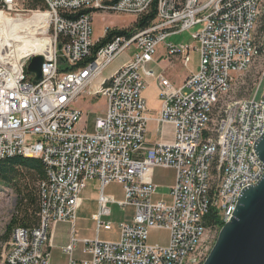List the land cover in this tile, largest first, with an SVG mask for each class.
<instances>
[{"label": "built area", "instance_id": "1", "mask_svg": "<svg viewBox=\"0 0 264 264\" xmlns=\"http://www.w3.org/2000/svg\"><path fill=\"white\" fill-rule=\"evenodd\" d=\"M154 3L148 26L95 49L96 12L137 18ZM0 13L23 24L16 29L19 42L35 46L15 56L16 42L0 34V159L39 158L46 169L38 223L14 228L0 264H54L49 231L57 223L71 227L70 241L60 247L67 264H202L210 251L205 233L220 229L207 226L204 217L213 210L223 224L229 221L242 190L264 174L254 150L264 133V0H41L35 8L0 0ZM197 26L195 46L166 42ZM113 29L104 28L102 36ZM160 45L165 57L184 65L191 51L197 53V70L180 85L154 69ZM124 54L127 59L102 78ZM34 55L43 57L37 82L26 71ZM149 80L160 99L154 117L144 96ZM98 95L105 110L87 130L80 102ZM152 119L160 137L147 143ZM165 126L171 127L170 139L164 138ZM160 167L174 170L168 201L154 198L153 174ZM93 180L99 184L95 237L81 239L76 213ZM111 182L122 186L123 199L105 194ZM110 203L133 206L134 212L131 222L117 224V238L102 240L100 231L114 226L106 219ZM158 229L169 233L165 245L148 241ZM78 243L89 257L72 256Z\"/></svg>", "mask_w": 264, "mask_h": 264}, {"label": "rangeland", "instance_id": "2", "mask_svg": "<svg viewBox=\"0 0 264 264\" xmlns=\"http://www.w3.org/2000/svg\"><path fill=\"white\" fill-rule=\"evenodd\" d=\"M26 3L27 1L23 0V4L26 5ZM135 20H136V16L131 14L115 13L109 11L96 12L93 15L92 38L93 40L102 38L103 29L107 27L122 29L131 32L130 30L135 28L134 27ZM262 25H263V20L260 22L259 26L261 27ZM260 27H259V31H261ZM199 28L200 26H197L193 29L182 31L175 35H171L168 38H166V42H172L174 44L185 43L190 46H195V41L191 37V34L196 32ZM160 47L161 46L158 47V51H157V56H156L157 60H162L164 58H166L165 60H168L167 57L164 56V52L160 51ZM131 52L132 49L130 48L126 51L125 54L130 55ZM125 54L123 56L127 57V55ZM190 56H191V60L188 65H184L181 62V60L178 59L177 57L168 60L170 61V63H173L172 71L174 76L169 78L173 84L176 85L177 83H179L180 75L183 72L187 71V69H192L194 71L197 70L198 55L195 51H191ZM116 63L117 62L114 61L105 69V71L102 74V78L106 79L107 77H109L110 73L113 71L112 70L110 72V70L115 66ZM159 72H163V71H159ZM163 73L165 74V72ZM253 74L254 73L252 71V73H250V75L248 76V79H246L245 89H247L248 91L251 89L249 85L250 84L249 80L253 78L254 76ZM98 80L100 81L101 79H99L98 77L96 81L98 82ZM144 95L147 100V110H149L148 113H152V112L157 113L160 107V99H159L157 85L155 83H149L145 88ZM87 100L89 99H86L83 102H86ZM87 104L88 105L86 107L85 118L83 119V123L87 126V130H91L93 127V123L95 122V119L98 116L103 115L105 102L103 98L100 95H98L92 100H89ZM155 113L150 115H155ZM83 123H80L79 126L81 127ZM37 139H39L38 136H34L32 138V140H37ZM153 180L154 183L157 185L156 194L154 198L168 201L170 199L169 186L174 180V170L171 168H161V167L157 168L155 170ZM97 191L98 188H96L94 182L91 181L87 184V186L84 188V190L80 195V202L76 213V225H75L76 235L78 238L91 239L95 237V222L93 221L92 214L94 212L93 206L95 203L94 202L95 196L98 193ZM105 194L109 196H113L116 200H121L124 198L123 188L120 184L116 182H111L105 187ZM15 207H16L15 192L7 186L0 185V257L6 253L8 249V243L10 241V237L12 236V232L14 228L18 227V226L11 227L9 225ZM109 207L111 210V214L106 219L111 221L114 224V226L112 227L111 230L100 231L99 237L102 240H112L117 238L118 236L117 224H119L120 222H131L132 215L134 212V207L130 205H127L125 207H120L115 203H110ZM57 224H58L56 229L57 239L64 237V235L67 237V233L70 230L69 224H63V223H57ZM7 235L8 238H6ZM217 235H218V231H215L213 229L210 232L205 233V237H208L210 249L213 246ZM168 236L169 233L165 229L151 230L149 233L148 241L152 244L165 245L168 242ZM56 243L58 244L59 241H57ZM50 255H51L50 260L52 263L56 262L58 264H64L67 260V258L63 256L58 249H55V247H53L52 250L50 251Z\"/></svg>", "mask_w": 264, "mask_h": 264}, {"label": "water", "instance_id": "3", "mask_svg": "<svg viewBox=\"0 0 264 264\" xmlns=\"http://www.w3.org/2000/svg\"><path fill=\"white\" fill-rule=\"evenodd\" d=\"M43 57H31L26 71L39 81ZM264 163V133L254 147ZM202 264H264V174L254 185L242 190L234 212L224 223Z\"/></svg>", "mask_w": 264, "mask_h": 264}, {"label": "trees", "instance_id": "4", "mask_svg": "<svg viewBox=\"0 0 264 264\" xmlns=\"http://www.w3.org/2000/svg\"><path fill=\"white\" fill-rule=\"evenodd\" d=\"M41 5V0H29L27 6L35 8ZM156 16V4H152L148 13L140 15L130 31L143 29L148 26ZM263 25L260 27L262 30ZM127 34L126 30H109L99 38L95 49L109 42L114 36ZM46 179L45 165L39 158L15 156L0 159V185L11 188L16 194V207L9 225L11 227H29L37 225L39 211L40 184ZM207 226L216 225L218 229L223 225L215 211L210 210L204 217ZM8 238V235L7 237ZM7 240V239H6Z\"/></svg>", "mask_w": 264, "mask_h": 264}, {"label": "crops", "instance_id": "5", "mask_svg": "<svg viewBox=\"0 0 264 264\" xmlns=\"http://www.w3.org/2000/svg\"><path fill=\"white\" fill-rule=\"evenodd\" d=\"M161 47H160V51H163L164 52V46L163 45H160ZM157 56V55H156ZM165 56V55H164ZM127 59V57L126 56H122V57H119L117 60H116V64H115V66L110 70V72L112 71V70H114L115 68H117L123 61H125ZM166 58H164V59H162V60H157V58H156V63L155 64H153V67H154V69L155 70H158V71H163V72H165V74L170 78V77H173L174 75H173V71H172V66H173V63H170V61H168V60H165ZM198 65V64H197ZM190 71H194V70H192V69H187V71H185V72H183L181 75H180V79H179V83H177L176 85H180L182 82H183V80H184V78L187 76V74L190 72ZM109 72V73H110ZM108 73V74H109ZM149 83H155L156 84V82L154 81V80H149L148 81V84ZM145 96V95H144ZM89 100H87L86 102H80V107L83 109V111L85 112L86 111V107H87V102H88ZM105 102V101H104ZM159 109H160V107H159ZM159 109H158V111H159ZM104 110H105V106H104ZM104 110H103V112H104ZM151 111V110H150ZM157 111V112H158ZM149 112V110L147 111V114H148V116L149 117H154L157 113H155V112H152V113H148ZM153 113H155V115H150V114H153ZM85 118V117H84ZM159 128H160V126H159V124L155 121V120H150L149 122H148V125H147V133H146V141H147V143H151V142H154V141H156L159 137H160V134H159ZM164 129H165V131H166V135L164 136V138H166V139H170L172 136H171V127L170 126H165L164 127ZM157 169V168H156ZM156 169H154V173H155V170ZM153 179H154V174H153ZM91 182V181H90ZM92 182H94V184H95V186H96V188H98V186H99V184H98V182L96 181V180H93ZM173 183V182H172ZM171 183V184H172ZM98 192V191H97ZM97 196H98V193H97V195L95 196V200H94V206H93V210H94V212H93V214L96 212V209H97ZM92 214V215H93ZM63 224H68V223H63ZM75 225H76V223H75ZM57 226H58V224H56L54 227H52V229L49 231V234H50V240H52V247L50 248V251L52 250V248L53 247H55V249H58L59 251H60V253L63 255V256H65L66 258H67V260H66V262L64 263V264H67L68 263V260H69V256L67 255V254H65V253H62L61 252V250H60V247L61 246H64V245H66L69 241H70V237H71V227L69 228L70 230H69V232L67 233V237L64 235V237H61L60 239H57ZM69 226H70V224H69ZM76 230V229H75ZM57 241H59V243L57 244L56 242ZM60 245V246H59ZM59 246V247H58ZM72 256L75 258V259H77V260H80V259H84V258H87V257H89V255L88 254H85V253H83V251H82V244H80V243H78L76 246H75V248H74V251H73V253H72ZM54 264H58V263H56V262H54Z\"/></svg>", "mask_w": 264, "mask_h": 264}, {"label": "bare ground", "instance_id": "6", "mask_svg": "<svg viewBox=\"0 0 264 264\" xmlns=\"http://www.w3.org/2000/svg\"><path fill=\"white\" fill-rule=\"evenodd\" d=\"M22 27H23L22 23H19V22L14 21V20H9L3 13H0V34L3 33V36L5 38H8V39L16 42L15 48L16 49H17V47H19V48L15 52V54H16L15 56H19L21 53L28 51V50H32L33 47H35L34 44L30 41H25L23 43L19 42L20 39H19V35L16 32V29H19ZM155 61H156V59H155ZM155 61L152 64H155Z\"/></svg>", "mask_w": 264, "mask_h": 264}]
</instances>
